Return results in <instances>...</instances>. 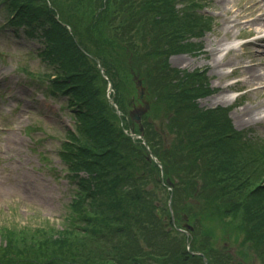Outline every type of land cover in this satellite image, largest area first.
Masks as SVG:
<instances>
[{
  "label": "trees",
  "instance_id": "obj_1",
  "mask_svg": "<svg viewBox=\"0 0 264 264\" xmlns=\"http://www.w3.org/2000/svg\"><path fill=\"white\" fill-rule=\"evenodd\" d=\"M50 1L0 0V9L8 11L13 26L38 31L46 39L45 58L55 71L42 82L51 81L49 90L69 97L71 108L77 109L74 129L66 131L61 143V156L78 189L61 224L39 217L17 230L1 228L0 264H205L203 256L188 250L186 234L173 226L170 192L161 182L159 167L147 161L142 141L126 132L141 133L126 111L128 101L125 105L114 95L120 116L107 98L109 81L95 59L116 91L122 89L118 78L106 71L110 65L100 55L101 42H86L90 37ZM175 1L156 6L161 19L152 18L151 25L145 22L152 12L143 5L141 12L125 18L123 31L116 29L118 44L132 56L125 63L139 73L143 67L147 74L141 77L156 113L142 123L145 138L166 177L175 183L177 226L185 215L196 223L191 250L203 252L209 264H240L225 244L214 246V230L203 229L212 220L231 225L229 236L243 238L264 264V140L236 130L228 109L199 106L198 99L211 93L202 72L170 67L171 54L195 48L180 44L183 32L206 30L195 15L179 16ZM133 96L131 92L129 98ZM157 115L173 136L167 146L155 124ZM158 209L168 218V227Z\"/></svg>",
  "mask_w": 264,
  "mask_h": 264
},
{
  "label": "rangeland",
  "instance_id": "obj_2",
  "mask_svg": "<svg viewBox=\"0 0 264 264\" xmlns=\"http://www.w3.org/2000/svg\"><path fill=\"white\" fill-rule=\"evenodd\" d=\"M54 2L62 12L71 16L67 18L74 27L78 25L85 38L90 37L91 42L85 39L86 42L90 44L101 42L100 55L104 61L107 58L109 62L106 63L110 65V69L107 67L106 71L120 81L119 86L122 90L121 93L115 91V96L116 98L120 96L126 105L129 94L131 92L135 94L131 74L133 67L125 63L130 55L118 44L116 29H121L125 24L123 22L125 18L132 17L135 12H141L143 5L150 7L152 12L149 22L145 24L151 25L152 18L161 19V11H158L156 6L160 7L164 0H54ZM181 3L182 1L177 0L174 6L178 15L184 19H191V14L195 15L206 30L199 33L200 30L187 32L186 29L183 32V37L178 39L180 44L191 43L195 48L192 51L185 50L170 55V61L168 58L170 67L182 73L202 72L213 93L200 99L199 106L232 107L229 115L234 127L264 140V111L261 103L264 101V92L261 93V88L258 87L263 83L249 84L248 76L241 72L242 69L231 75L232 69L244 64L248 66L255 64L256 66L250 67L254 71L263 70L261 64L264 63V56L256 53L259 48L242 45L243 41L238 39L249 35L248 28L254 26L253 24L247 26L242 18H249V12L254 4L249 0H192L193 8L187 9L186 4ZM7 18L8 20L10 18L8 11L0 10V229L17 230L22 226L34 224L39 217L61 224L63 216L71 210V201L78 189L73 174L67 169L68 166L61 156V143L66 131L75 124L74 112L77 109L70 108V103L60 91L48 89L51 81L42 82L44 85L37 82L42 81L44 73L50 74L52 69V66L43 60L45 45L40 39L26 35L25 28L10 27ZM41 32L44 35L42 30ZM62 33L67 37L66 32L62 30ZM137 41L140 42L138 38ZM174 41L179 43L176 37ZM217 43L223 45L220 46L219 53L216 52L218 50L214 52L215 48H218ZM89 49L91 53L95 52L90 47ZM36 50H39V55H36ZM179 56L183 62L176 61ZM216 59H220L221 66L216 65L219 63ZM90 62L94 63L93 60ZM228 63L230 64L225 65ZM21 66L36 75L40 73L41 76H27L19 70ZM90 66L89 64V68ZM142 73L147 76L143 67ZM232 76L239 77L240 81L236 86L241 90L240 93L231 91ZM30 78L36 86L30 83ZM40 86L41 90L38 89ZM224 95L231 100L215 102L219 96ZM126 111L129 112L130 108L126 107ZM246 111L251 114L248 118L242 117ZM154 113L155 108H151L149 114ZM155 124L161 134L162 144L167 146L172 142L173 136L164 129V120L159 115ZM189 201L193 203V200ZM190 223L196 226L192 220ZM184 224V221L179 223L181 227H184ZM207 224L208 227L203 229L214 230L217 233L213 244L228 245L240 264H262L263 259L255 250L248 244L240 242L242 238L237 241L235 236L227 235L231 226L212 220ZM199 239L204 242L205 238L200 235ZM156 240L157 238L153 239L154 242Z\"/></svg>",
  "mask_w": 264,
  "mask_h": 264
},
{
  "label": "bare ground",
  "instance_id": "obj_3",
  "mask_svg": "<svg viewBox=\"0 0 264 264\" xmlns=\"http://www.w3.org/2000/svg\"><path fill=\"white\" fill-rule=\"evenodd\" d=\"M249 2L251 4H254V7L252 6L249 12V18H245L242 16L241 17L244 18V24H246L247 26H252L253 24L256 27L253 26V28H248L249 31L254 32L255 37L247 45H252V47L256 46V48H259L258 50H256V53L258 52L257 53L258 55L264 56V0H249ZM216 45L218 46V48H215L214 52L218 50L216 52L219 53L220 52L219 49L221 48L220 46H223V45L221 43H217ZM181 60H182V57L180 56L176 58V61H181ZM216 60L219 61V63L216 65L221 66L220 59H216ZM229 64L230 63L225 64V65H229ZM261 65H262L263 70H256V71L252 70L250 67L256 66L255 64L252 66H248L247 64H244L242 66H238L236 70L242 69L241 72L244 74H247L248 76L247 82L249 84H251L252 82H256V84L258 85L263 83V85L258 86L259 89L261 88V93H262L264 92V63H262ZM230 100H231L230 97H227L224 95V96H219L215 102H228ZM263 102L264 101H262L261 103H262V110L264 111ZM249 116H251L249 111L248 112L246 111L245 113L242 114V117L248 118Z\"/></svg>",
  "mask_w": 264,
  "mask_h": 264
},
{
  "label": "water",
  "instance_id": "obj_4",
  "mask_svg": "<svg viewBox=\"0 0 264 264\" xmlns=\"http://www.w3.org/2000/svg\"><path fill=\"white\" fill-rule=\"evenodd\" d=\"M138 85L141 87V89L139 90V95L141 97H143L144 93H145V89L142 87V81L141 80L138 81ZM148 108H149V105L146 104V109H144V108L136 109L134 112L131 113L132 118L137 120L138 122H140L141 121V115L143 113H145Z\"/></svg>",
  "mask_w": 264,
  "mask_h": 264
}]
</instances>
